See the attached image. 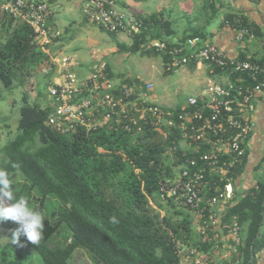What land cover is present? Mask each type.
Here are the masks:
<instances>
[{
    "label": "trees",
    "instance_id": "trees-1",
    "mask_svg": "<svg viewBox=\"0 0 264 264\" xmlns=\"http://www.w3.org/2000/svg\"><path fill=\"white\" fill-rule=\"evenodd\" d=\"M136 17L141 19L142 27L129 37V44L115 42L117 52L142 58L159 57L163 74H172L174 71L166 69L168 56L146 49L151 41H166L168 47L175 45L171 23L161 13ZM0 22L1 97V89H8L18 77L27 78L34 67L44 65L48 69L52 64L33 42L29 26L5 15L0 16ZM97 28L112 38L115 35ZM242 30L253 33L250 27ZM191 37L203 40L202 34L195 32L183 35L180 41ZM64 39L65 35L54 41ZM205 65L209 75L225 74L213 64ZM195 66V62L187 65ZM104 72L110 80L113 78L108 66ZM240 76L229 77L236 86L257 83L246 76L238 81ZM262 79L264 74L257 81ZM132 86L133 81L122 79L113 92L140 108L142 102L133 94ZM21 101L17 134L0 150V169L8 171L15 195L24 197L31 208L42 213L45 230L37 245L23 236L19 244H13L12 232L18 225L12 221L0 223L11 247L4 258L0 256V264H25V252L37 255L40 264H73L74 254L79 250L85 251L94 264H181L183 251L192 247L210 258L213 243H203L198 237L191 213L171 200H161L159 195V181L174 177L178 167L195 156L190 150L183 153L179 148L181 139L176 130L164 136L149 124H141L139 132L115 129L110 124L60 135L47 123L51 112L48 103H30L26 93ZM180 109L162 108L174 114ZM249 135L245 137L243 156L229 175L224 179L207 177L209 185L201 195L203 201L222 192L242 170ZM1 137L0 129V142ZM203 207L200 204V209ZM207 212L208 208L205 215ZM234 221L241 229V243L229 260L218 264H257L264 250V181L242 194L233 192L232 201L223 211L222 223L229 227ZM217 234H211L210 239L217 240ZM57 236H62L64 242L52 244Z\"/></svg>",
    "mask_w": 264,
    "mask_h": 264
},
{
    "label": "built area",
    "instance_id": "built-area-1",
    "mask_svg": "<svg viewBox=\"0 0 264 264\" xmlns=\"http://www.w3.org/2000/svg\"><path fill=\"white\" fill-rule=\"evenodd\" d=\"M82 3V13L87 22L109 33H125L129 38L142 27L141 19L121 10L114 0H83ZM1 15L29 26L34 35L33 42L42 49L62 36V32L51 22L52 10L47 0H0ZM245 34L249 33L242 30L240 36ZM146 49L168 56V71L187 67L191 62L196 65L206 63L215 65L228 76L238 74L250 77L257 83L245 87L236 86L231 81L224 86L211 85L200 97L187 98L180 112L174 114L146 101L142 102L140 108L134 102H128L133 104L130 107L125 106L126 101L115 96L113 90L116 85L103 68L79 77L67 71L72 60L63 56L52 62L59 73L46 87L51 109L47 123L60 135H68L78 129L89 131L110 124L126 132H139L141 124H149L164 136L176 130L180 135V144L184 146L183 153L190 150L195 156L185 160L174 177L159 181V195L161 200H171L190 212L198 237L203 243H213L210 258L192 247L183 251L181 264H218L227 261L241 243V229L237 221L229 227L222 223L223 211L233 199L231 179H228L229 183L222 192L206 201L202 200L201 195L208 188L207 177L226 178L243 156V144L252 130V124L243 115L242 109L248 107L256 93L264 90V79L257 81L264 74V68L256 61L229 57L198 37L178 40L171 47L167 46L166 41H151ZM51 71L52 68H48L44 73L49 74ZM241 76L237 78L238 81H242ZM151 90L152 85L147 84L145 91ZM133 111L135 115L131 116ZM200 204L204 206L202 209ZM218 232L231 241L225 254H222L218 242L210 239L211 234Z\"/></svg>",
    "mask_w": 264,
    "mask_h": 264
},
{
    "label": "crops",
    "instance_id": "crops-1",
    "mask_svg": "<svg viewBox=\"0 0 264 264\" xmlns=\"http://www.w3.org/2000/svg\"><path fill=\"white\" fill-rule=\"evenodd\" d=\"M47 1L52 10V24L62 32V36L66 37L63 41H53L48 44V48L42 49L49 57L51 64L63 56H68L72 63L67 71L73 72L79 77L89 75L94 69H104L108 66L114 75L111 81L118 86L119 84H116L114 80L120 76L112 70L107 57L119 54L115 42L129 44L127 35L118 33L112 38L102 32L111 39L114 47H110L96 33L101 31L86 21L82 13L83 0ZM114 1L121 10L141 18H146L153 13H161L163 18L171 23L176 41L180 40L183 35L200 32L203 42L214 45L227 56L239 60H254L261 63L264 68V0H209L208 2L207 0H186V2L190 1L195 9L192 14H189L178 2L174 4L175 6H170L171 2L164 0L161 6H158L160 4V0H158L154 10L147 12L140 5L148 0L141 2L135 0ZM174 15L175 17H173ZM244 27H250L253 33L241 37L240 33ZM69 30L71 31L68 32ZM159 59L163 69L162 60ZM179 70L183 75L181 84L183 87L190 88L194 93L189 97H200L211 85L224 86L231 81L226 74L209 75L210 71L205 64L196 65L194 68L184 67ZM58 73L59 69L56 64H53L52 71L46 75H50V81L53 82L58 77ZM122 79L129 78L122 77ZM147 84L152 85V90H154L155 86L151 80L142 83H138L137 80L133 81L131 90L137 96V100L146 101L164 109H174L185 104L186 100L175 102L174 100L179 95L173 92L165 97L168 102L163 105L152 95V90L145 91ZM242 113L252 124V130L247 140L246 163L230 182L231 188L236 194H242L254 188L258 182L264 181V91L256 93ZM216 241L224 251L231 246V241L222 235V232H218ZM257 264H264V250L259 254Z\"/></svg>",
    "mask_w": 264,
    "mask_h": 264
},
{
    "label": "rangeland",
    "instance_id": "rangeland-1",
    "mask_svg": "<svg viewBox=\"0 0 264 264\" xmlns=\"http://www.w3.org/2000/svg\"><path fill=\"white\" fill-rule=\"evenodd\" d=\"M158 0H148L147 2H142V6L147 12H152L157 4ZM171 2L170 6H175L176 2L184 6L185 10L192 14L195 9L193 5L186 0H166ZM164 0H160L161 4ZM175 17V15L173 16ZM105 42L114 47L111 39L102 32H96ZM0 34H1V22H0ZM109 64L112 67V70L119 75V78H116L114 82L117 84L121 83V78H129L131 81L137 80L138 83H142L147 80H151L154 84V90H152V95L157 101L163 103L168 102L165 100L167 95H171L173 92L177 93L179 96L175 102L185 101L189 98L190 95H194L192 90L188 87H183L181 80H183L182 71L172 72L170 75H164L163 69L160 66V59L158 57H140L139 55H130V54H115L109 55L107 57ZM46 67L44 65H39L33 68L30 76L27 78H20L12 83V85L6 89L2 88L0 97V129L2 133L0 150L8 142L13 140L17 134V120H18V110L22 105V96L24 93L27 94L29 102H39L48 103V96L46 94V87L50 81V75L44 73ZM162 99H161V98ZM168 104V103H166ZM133 104L125 103V106L130 107ZM131 116H134V111ZM179 148L184 150L183 144H179ZM186 148V147H185ZM1 158V156H0ZM63 234V233H62ZM61 234V235H62ZM63 237L57 236L52 244L63 243ZM8 251H11L9 246V240L7 238V233L0 230V256L6 255ZM222 254H225L227 250H222ZM5 254V255H4ZM8 256V254H7ZM25 264H40V258L37 255L29 254L25 252L23 254ZM73 264H94L90 256L83 250L76 251L73 258Z\"/></svg>",
    "mask_w": 264,
    "mask_h": 264
},
{
    "label": "clouds",
    "instance_id": "clouds-1",
    "mask_svg": "<svg viewBox=\"0 0 264 264\" xmlns=\"http://www.w3.org/2000/svg\"><path fill=\"white\" fill-rule=\"evenodd\" d=\"M4 221H12L18 225L12 232L13 244H19L22 236L33 245L43 239L44 216L31 208L24 197L15 195L8 171L0 169V223Z\"/></svg>",
    "mask_w": 264,
    "mask_h": 264
}]
</instances>
